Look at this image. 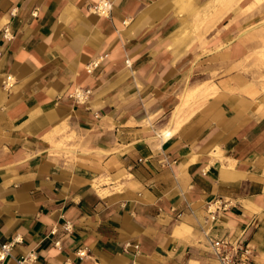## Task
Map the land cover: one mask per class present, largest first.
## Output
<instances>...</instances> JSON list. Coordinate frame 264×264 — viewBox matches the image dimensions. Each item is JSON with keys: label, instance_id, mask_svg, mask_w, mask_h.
<instances>
[{"label": "crops", "instance_id": "0c3cea01", "mask_svg": "<svg viewBox=\"0 0 264 264\" xmlns=\"http://www.w3.org/2000/svg\"><path fill=\"white\" fill-rule=\"evenodd\" d=\"M97 1L0 0L5 264H219L213 238L264 264V89L239 69L264 0Z\"/></svg>", "mask_w": 264, "mask_h": 264}, {"label": "built area", "instance_id": "2783aa9c", "mask_svg": "<svg viewBox=\"0 0 264 264\" xmlns=\"http://www.w3.org/2000/svg\"><path fill=\"white\" fill-rule=\"evenodd\" d=\"M116 0H98L95 4L91 5L89 11L100 17H110L114 8ZM36 13H34V16ZM4 37L10 39L9 30L4 31ZM100 64V60L95 61L87 66L88 73H92L95 68ZM6 88H10L13 85L12 78L7 77L4 81ZM91 91L84 89H76L72 95L78 103H85L88 101ZM210 221H216L217 217L215 211L208 210ZM71 225L65 226L66 231H71ZM22 241L20 237L14 238L10 242H6L0 245V264H5L13 257V250L17 244ZM211 250L214 257L219 264H255V254L249 244L243 243L238 240H232L230 238H213L210 241ZM138 248V246H136ZM87 255L86 251H80L78 256L83 258ZM36 257L29 255L27 257L16 260L17 264H36Z\"/></svg>", "mask_w": 264, "mask_h": 264}, {"label": "rangeland", "instance_id": "374dc122", "mask_svg": "<svg viewBox=\"0 0 264 264\" xmlns=\"http://www.w3.org/2000/svg\"><path fill=\"white\" fill-rule=\"evenodd\" d=\"M260 24L252 30L254 34L248 39L251 51L246 55L244 65L239 68L246 83L256 91L264 89V30L259 32Z\"/></svg>", "mask_w": 264, "mask_h": 264}]
</instances>
